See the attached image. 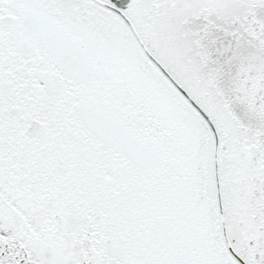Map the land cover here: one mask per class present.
Returning <instances> with one entry per match:
<instances>
[{"label": "snow or ice", "instance_id": "obj_1", "mask_svg": "<svg viewBox=\"0 0 264 264\" xmlns=\"http://www.w3.org/2000/svg\"><path fill=\"white\" fill-rule=\"evenodd\" d=\"M0 264H264V0H0Z\"/></svg>", "mask_w": 264, "mask_h": 264}]
</instances>
